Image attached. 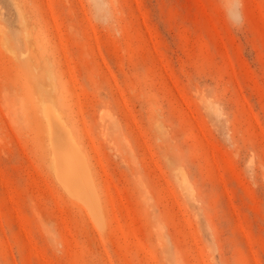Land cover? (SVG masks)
I'll use <instances>...</instances> for the list:
<instances>
[{"label":"rangeland","instance_id":"obj_1","mask_svg":"<svg viewBox=\"0 0 264 264\" xmlns=\"http://www.w3.org/2000/svg\"><path fill=\"white\" fill-rule=\"evenodd\" d=\"M0 264H264V0H0Z\"/></svg>","mask_w":264,"mask_h":264},{"label":"bare ground","instance_id":"obj_2","mask_svg":"<svg viewBox=\"0 0 264 264\" xmlns=\"http://www.w3.org/2000/svg\"><path fill=\"white\" fill-rule=\"evenodd\" d=\"M47 109H44V113L47 117V123L51 126L48 136L50 138V144L52 152L54 154V160L56 165L57 176L59 180L70 190L71 194L86 207L89 212L96 217L97 215V201L98 195L93 189V180L84 176L82 171L84 168L83 160L77 156L80 154L75 148V144L71 136H68L63 131H60L53 116L48 115ZM51 113V112H50ZM54 115V114H53ZM64 128V127H63ZM67 132V131H65ZM70 135V134H68ZM76 149V151H75ZM80 160H82L80 162ZM84 171H87L84 169Z\"/></svg>","mask_w":264,"mask_h":264}]
</instances>
